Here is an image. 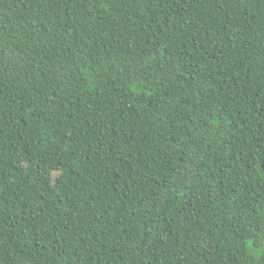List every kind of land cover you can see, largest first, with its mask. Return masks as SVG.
<instances>
[{
    "label": "trees",
    "instance_id": "trees-1",
    "mask_svg": "<svg viewBox=\"0 0 264 264\" xmlns=\"http://www.w3.org/2000/svg\"><path fill=\"white\" fill-rule=\"evenodd\" d=\"M0 264H264V0H0Z\"/></svg>",
    "mask_w": 264,
    "mask_h": 264
}]
</instances>
